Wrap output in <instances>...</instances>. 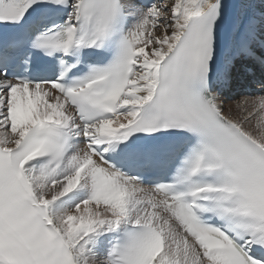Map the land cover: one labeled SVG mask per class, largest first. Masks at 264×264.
Segmentation results:
<instances>
[{
	"label": "snow or ice",
	"instance_id": "obj_1",
	"mask_svg": "<svg viewBox=\"0 0 264 264\" xmlns=\"http://www.w3.org/2000/svg\"><path fill=\"white\" fill-rule=\"evenodd\" d=\"M0 264H264V0H0Z\"/></svg>",
	"mask_w": 264,
	"mask_h": 264
}]
</instances>
